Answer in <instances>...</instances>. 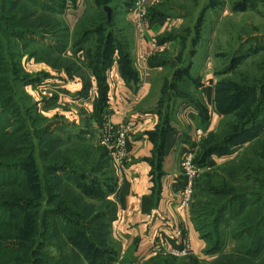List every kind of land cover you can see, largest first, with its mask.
<instances>
[{
  "label": "rangeland",
  "instance_id": "1",
  "mask_svg": "<svg viewBox=\"0 0 264 264\" xmlns=\"http://www.w3.org/2000/svg\"><path fill=\"white\" fill-rule=\"evenodd\" d=\"M134 3L0 0V244L17 250L13 257L22 264H91L85 252L95 247L98 264L107 256L112 264H228V254L242 248L234 216L242 201L259 199L254 191L264 192V111H256L259 104L264 110V0H166L150 10L146 23L161 14L166 21L160 39L167 45L159 58L164 67L151 97L160 128L179 105L205 100L200 85L209 77L222 115L201 147L200 161L205 145L218 149L212 163L201 165L191 206L205 237L203 251L123 262L114 219L109 221L117 210L111 192L119 171L98 131L111 113L102 65L111 55L128 68L125 53L139 30ZM146 31L145 25L144 36L137 33L143 38ZM105 98L108 107L100 113ZM228 192L245 199L229 207L218 225L215 205ZM69 224L80 230L69 236Z\"/></svg>",
  "mask_w": 264,
  "mask_h": 264
},
{
  "label": "crops",
  "instance_id": "2",
  "mask_svg": "<svg viewBox=\"0 0 264 264\" xmlns=\"http://www.w3.org/2000/svg\"><path fill=\"white\" fill-rule=\"evenodd\" d=\"M160 19L146 23L144 38L138 31L133 35L130 52L132 76L122 74L117 58L107 71L112 120L120 123L124 115L137 122L129 141L123 172L117 175L111 192L117 206L112 231L121 242L123 262L141 257L162 229L174 236L188 234L195 253H201L204 248L191 210L181 207L175 186L181 175L182 142L193 140L198 128L205 129L206 136L211 134L218 126L221 114L212 99L214 81L205 78L200 85L205 100L198 102L206 108V119L200 116L194 107L195 100H192L172 112V117L168 118L169 133L160 131V111L154 109L151 102L155 79L164 67L159 58L167 45V42L159 43L163 50L160 52L154 51L152 45L165 31L166 21ZM97 86L94 81L93 89Z\"/></svg>",
  "mask_w": 264,
  "mask_h": 264
},
{
  "label": "trees",
  "instance_id": "3",
  "mask_svg": "<svg viewBox=\"0 0 264 264\" xmlns=\"http://www.w3.org/2000/svg\"><path fill=\"white\" fill-rule=\"evenodd\" d=\"M154 9H156V8H154ZM161 15H154V16L151 15L152 20H156L157 18L165 17V16H163V15L161 16ZM163 39L162 40L160 39L159 43L162 44V43L167 41L166 39H164V40ZM108 59L109 60H106L107 62H105L102 65V69H101L102 74H103L102 76H104V77L101 76V78L103 79V82H101V88H103L104 90L108 89V86H107V84H105V81H104L105 74L107 73V71L110 68L111 63L113 61L111 55H110V58H108ZM124 60H125V66H128V68H123L122 63L120 62L121 72L122 71L124 73L128 72V75H125V74H123V75L132 76L133 75V66L131 64V53L130 52L125 53ZM98 86H99V84H98ZM104 100H107V99L106 98L103 99L102 103L99 104V106H102V107H99L100 113H102L104 111V109L108 107V105L105 104ZM262 102H264V101H262ZM195 104H196V109L199 112L200 116H203L206 119V116H207L206 108L204 106H202L200 104V102H198L197 100H195ZM262 108H263V106L261 104H259L258 109L256 110L258 114H260L264 111ZM218 111L222 115L221 110H218ZM255 112H254V114H255ZM253 120H254V118H253ZM253 120L251 118L247 121V123H244L242 125V127H240L238 131H236V133L233 135V137L229 138L225 142H222V145L224 144V147H225L226 146L225 143L238 139V137L241 135V133L243 134L245 132V131H243V129H246L245 125L251 124ZM168 121H169V119L165 118L164 122H162L163 127L160 129V131L163 130L164 133L168 132V130H169ZM207 137H208V135L206 137H204V139L201 141L200 150H199V153H198L197 158H196V164H197V166H199V168L202 167L201 165H207V164L209 165L210 163H212L213 162V160H212L213 153L216 151V149H218V147H214V146L206 147V145H205V148L203 150L204 154L202 153L203 157L201 158L202 160L200 161L199 155L201 153V147H202V145L204 146V144L207 140ZM247 140H245V141H247ZM239 142L240 141L238 140V141H236L235 144L238 145ZM224 147H222L223 150H224ZM199 175H198V177H199ZM198 177L196 178L195 183H194V195H195L196 183H197ZM209 179H211V177H209ZM261 183L264 185V179H262ZM114 186H115V184L113 185V187ZM207 186H208V188H210V184ZM113 187H112V191H113ZM254 192H255L254 194H255L256 198L257 199L259 198V199L258 200L256 199L257 201H254V202H249V201L246 202V200L242 201L241 204L239 205L238 212L234 216L233 220L235 221V225L232 226V229H233V232L235 231L234 235L236 236V238H240L239 244H241L240 246L242 248L240 249V251L237 252V254H228L229 255L228 261H227L228 264H253L251 262V260L258 259V258L260 259L258 264H264V192H256V191H254ZM216 193L219 195L227 194L225 192H222V194H221L218 191H216ZM214 194H215V192H214ZM228 195H229V197H227V199L222 198L216 202V205H215V207H217L216 222L218 225H220V223L223 220H225L224 216H225V213L228 211L229 207L235 206V204L239 200H242V198L245 199V195H239V194L233 195L232 193H229V192H228ZM224 198H226V196H224ZM193 202H194V196H193ZM193 202H192V208H193ZM192 208H191V214H193ZM101 216H102L103 220L106 219L105 214H101ZM109 216H110L109 221H113L114 213H110ZM78 225L81 226V224H78ZM229 226L231 227V224ZM71 228H73V229H71ZM76 229L80 230L79 227L73 226L71 224L66 225V228H65V230L67 231V234L69 236H71L69 231H71L72 234H75L74 231H77ZM201 238L203 240L205 239V237L203 238V236H201ZM90 239H92V238H90ZM73 242L77 243V245L74 244L77 248H79L81 246L80 244L78 245L79 242H77V241H73ZM94 250H95L94 252L91 250L90 251L88 250L87 252H85V256L88 258V261L91 264H98V261L96 260V258H97L96 251H98V248L95 247ZM17 253H19V252H17V250L12 248L11 246L1 243L0 244V258L3 256H6V255H11V257H10L11 259L5 263H0V264H22L23 261H21V260L19 261L16 258H14ZM106 258L108 261L105 264H112L113 259L112 258L108 259V256Z\"/></svg>",
  "mask_w": 264,
  "mask_h": 264
},
{
  "label": "built area",
  "instance_id": "4",
  "mask_svg": "<svg viewBox=\"0 0 264 264\" xmlns=\"http://www.w3.org/2000/svg\"><path fill=\"white\" fill-rule=\"evenodd\" d=\"M165 1L166 0H135L134 6L131 9V15L133 16L134 24L139 29L138 31L141 36H144L145 21L150 10ZM152 45L155 49L154 51H163L159 43L154 41ZM123 117L120 123H115L112 120L111 113L106 114L103 117V126L98 131V137L102 141V144L108 148L111 162L119 173L123 172L124 163L129 154V141L137 125L136 121H131L124 115ZM205 136V129L198 128L193 140L182 142L180 154L181 175L175 188L178 190L181 207L187 211L191 210L194 196V183L201 171L196 164V158L200 150L201 141ZM194 254L192 240L188 234L174 236L162 229L150 242L148 251L143 252L140 259L145 260L147 257L155 255L188 257Z\"/></svg>",
  "mask_w": 264,
  "mask_h": 264
},
{
  "label": "water",
  "instance_id": "5",
  "mask_svg": "<svg viewBox=\"0 0 264 264\" xmlns=\"http://www.w3.org/2000/svg\"><path fill=\"white\" fill-rule=\"evenodd\" d=\"M105 9H106V11H108V16H109V19L111 20V18H112V9L110 8V7H105Z\"/></svg>",
  "mask_w": 264,
  "mask_h": 264
}]
</instances>
